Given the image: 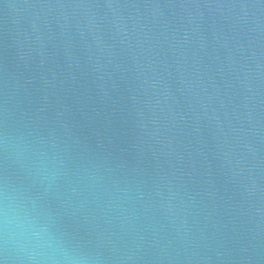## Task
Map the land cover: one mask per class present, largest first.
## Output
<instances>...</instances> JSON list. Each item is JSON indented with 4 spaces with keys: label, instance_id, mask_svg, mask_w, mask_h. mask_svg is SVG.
I'll return each instance as SVG.
<instances>
[{
    "label": "water",
    "instance_id": "95a60500",
    "mask_svg": "<svg viewBox=\"0 0 264 264\" xmlns=\"http://www.w3.org/2000/svg\"><path fill=\"white\" fill-rule=\"evenodd\" d=\"M6 203L59 264H264V0H0Z\"/></svg>",
    "mask_w": 264,
    "mask_h": 264
},
{
    "label": "clouds",
    "instance_id": "9594fccd",
    "mask_svg": "<svg viewBox=\"0 0 264 264\" xmlns=\"http://www.w3.org/2000/svg\"><path fill=\"white\" fill-rule=\"evenodd\" d=\"M28 235L36 240L32 251L29 252L24 246L16 249L18 255L24 254L25 264H59L55 251L42 233L37 231L30 221L26 224L22 222L16 209L6 203L0 209V240L7 245L10 240L16 243L18 238L23 239Z\"/></svg>",
    "mask_w": 264,
    "mask_h": 264
}]
</instances>
